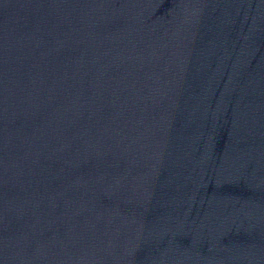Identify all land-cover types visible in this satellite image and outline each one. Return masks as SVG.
I'll return each instance as SVG.
<instances>
[{"label": "water", "instance_id": "95a60500", "mask_svg": "<svg viewBox=\"0 0 264 264\" xmlns=\"http://www.w3.org/2000/svg\"><path fill=\"white\" fill-rule=\"evenodd\" d=\"M99 264H264V0H76Z\"/></svg>", "mask_w": 264, "mask_h": 264}]
</instances>
